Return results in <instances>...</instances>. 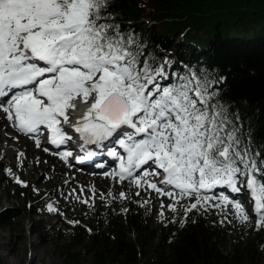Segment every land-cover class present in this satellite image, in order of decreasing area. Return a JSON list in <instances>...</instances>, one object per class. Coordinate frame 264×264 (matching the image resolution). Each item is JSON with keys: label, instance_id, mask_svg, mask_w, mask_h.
Returning a JSON list of instances; mask_svg holds the SVG:
<instances>
[{"label": "snow or ice", "instance_id": "6c2138e0", "mask_svg": "<svg viewBox=\"0 0 264 264\" xmlns=\"http://www.w3.org/2000/svg\"><path fill=\"white\" fill-rule=\"evenodd\" d=\"M113 6L114 0H0V112L19 133L33 135L37 147L42 126L52 145L66 144L74 130L84 155L73 156L68 148L55 153L69 167L70 156L83 161L106 151L115 166L103 175L130 181L136 195L154 190L171 199L167 205L160 201L164 223L165 207L177 215L182 208L187 217L191 210L223 213L229 205L238 222L251 223L233 195L247 190L255 228L264 227V148H253L239 112L230 110L216 86L225 77L196 65L170 71L172 62L149 51L131 22L125 26L116 19ZM81 103L85 107L77 114ZM12 175L20 185L29 184ZM66 176L60 194L92 208L95 186L92 200L81 195L83 186L80 194L68 187L65 195L74 173ZM102 195L109 204L115 199ZM118 196L130 198L124 190ZM43 199L48 212L63 215L54 196L46 192ZM225 222L231 223L222 215Z\"/></svg>", "mask_w": 264, "mask_h": 264}, {"label": "trees", "instance_id": "16d2710c", "mask_svg": "<svg viewBox=\"0 0 264 264\" xmlns=\"http://www.w3.org/2000/svg\"><path fill=\"white\" fill-rule=\"evenodd\" d=\"M203 2L208 3L206 10L200 8L205 6ZM222 5L230 8L221 9ZM110 10L125 26L131 22V28L156 57L174 55L178 71L184 70L181 60L184 65L208 69L217 79L225 77L216 86L230 110L239 112L253 148H264V0H114ZM204 12L208 15L196 16ZM2 180L10 187L12 180L3 168ZM43 197L38 195L33 207H43ZM148 210L133 208L129 213L128 220L136 229L133 235L115 217L104 220L101 214L95 223L74 218L80 223L65 224L72 237L63 242L62 263L75 259L82 264L89 255V264H259L264 227L257 230L253 223L252 239H238L232 250L223 252L228 224L210 217L208 211L191 210L184 217L182 209L170 225L157 228ZM24 211L25 206L0 213V226L12 227ZM181 218L187 221L183 225ZM39 231L44 242L48 230ZM73 243L80 249L74 250Z\"/></svg>", "mask_w": 264, "mask_h": 264}, {"label": "rangeland", "instance_id": "374dc122", "mask_svg": "<svg viewBox=\"0 0 264 264\" xmlns=\"http://www.w3.org/2000/svg\"><path fill=\"white\" fill-rule=\"evenodd\" d=\"M205 6L200 7L201 9L206 10L208 8V3L203 2ZM198 7V6H197ZM230 6L222 5L221 9H228ZM207 12L200 13L196 15L197 17H205ZM179 38V39H178ZM176 38V43H180L182 37ZM179 40V41H178ZM173 58H176L174 55L171 56L169 61H173ZM4 121L0 122V130L6 132L10 131V127L5 126ZM3 125V126H2ZM18 141L22 143L19 152H23V155L18 157L16 154L15 164L19 167V173H22V178L28 180V185L10 184V187H7L2 180V173H0V213L7 211L10 208H20L25 206V211L19 215L12 227L3 228L0 226V264H63L61 260V249L63 242L69 241L72 237L69 232L66 231L65 224L69 223L71 219H78L82 222H93L97 221L99 215H104V220L115 217L114 220L120 219L125 225L126 229L129 231L130 235L134 234L135 227L130 224L128 218L129 213L134 208L137 212L145 208V204H138L136 201L148 199L149 206L151 209V223L153 227H162L165 223L163 220L158 218L159 209H160V198H156L157 193L152 191L141 190L139 195H136V188L130 186L129 183H113L109 184L116 185L115 188L110 187L106 179L98 180V178H92L84 175H79L75 178L76 173H74L68 167H63L59 162L53 160L50 155L44 154L43 151L37 149L34 143L30 138L24 135H20ZM28 139V143L27 140ZM8 139L5 136L0 140V159L2 153L5 151L6 142ZM9 143V142H8ZM27 144H31L30 150L27 149ZM17 148V146H11L8 148ZM15 148V149H16ZM12 149V150H13ZM9 150L7 157H11ZM33 159V160H32ZM22 161V162H21ZM39 161V162H37ZM33 166V168H32ZM11 173L7 172L11 177L13 173H16L17 169H13V164L9 167ZM30 170V171H29ZM21 171V172H20ZM32 172V173H31ZM74 173L72 180L68 186H64L65 195H67L68 187L78 188L81 185H87L89 188H84L89 192V200H92L91 195L92 189L90 186L98 185V190L95 191L94 204L92 208H89L88 204L82 202L81 199L73 197L72 199L66 200L63 195L60 194V187L63 184V181L68 177L66 174ZM13 178V177H12ZM14 179V178H13ZM61 184V186H58ZM32 185H35L40 191H33ZM57 187L55 191L53 188ZM111 192L109 193V190ZM84 190V191H85ZM124 190L127 194V197L130 198H120L118 196L119 192ZM52 192L51 195L55 197V200L58 201L57 207H59L63 215L56 212H48L45 208L43 212L47 214H42L39 212V207H33V202L37 197V194H44L46 192ZM84 191L82 194H84ZM30 192V193H29ZM77 192H80L77 190ZM151 192V195H149ZM29 193V195H28ZM81 194V195H82ZM102 194H108V199H111L109 204ZM164 201L170 202V198L163 197ZM31 202V206L28 208V203ZM166 204V205H167ZM121 208H126V212L120 211ZM94 209V210H93ZM179 210V209H178ZM234 212V210H233ZM232 209H226L223 213H218L217 209L213 208L209 211L210 217L218 216L219 218L222 215H227L228 220L231 223H228V228L226 232L229 236L228 241H223L221 244V250L223 252H229L233 249L235 242L244 241L246 242L249 239H252L251 229L253 228V219L251 223L245 222L240 223L236 217L232 215ZM250 215V212L247 211ZM173 211L165 207V220L173 216ZM67 217V219H65ZM172 219H169V221ZM171 222H167V225H170ZM42 228L48 230V238L44 242L41 241L39 237V230ZM134 229V230H133ZM243 245L245 243H242ZM74 250H79L81 246L73 243ZM142 261L144 258H141ZM90 256L87 255L86 258L82 260V264H89ZM78 261L72 259L69 261V264H77ZM259 264H264V250L260 254Z\"/></svg>", "mask_w": 264, "mask_h": 264}, {"label": "bare ground", "instance_id": "6f19581e", "mask_svg": "<svg viewBox=\"0 0 264 264\" xmlns=\"http://www.w3.org/2000/svg\"><path fill=\"white\" fill-rule=\"evenodd\" d=\"M84 107H85V105L82 104V106H81V110H78L77 113H78V114L82 113ZM14 132H16V131H14ZM16 133H17V132H16ZM6 134H7L6 131H4V130H2V129L0 130V140H1V141H2V137H3L4 135H6ZM6 139H7V138H6ZM12 140H13L12 138H8V142H11ZM15 148H16V147H15ZM15 148H14V149H13V148L10 149V148L7 147V148L5 149L4 152H8L9 150H12V149L16 151L17 148H16V149H15ZM28 149L30 150V146H29V145H28ZM32 168H33V166H32ZM33 169H34V168H33ZM29 171H30V170H29ZM31 173H32V172H31ZM20 174H21V173H20ZM0 199H1V198H0Z\"/></svg>", "mask_w": 264, "mask_h": 264}]
</instances>
